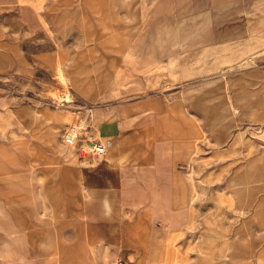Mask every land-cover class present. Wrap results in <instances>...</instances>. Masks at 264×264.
<instances>
[{"label": "rangeland", "instance_id": "1", "mask_svg": "<svg viewBox=\"0 0 264 264\" xmlns=\"http://www.w3.org/2000/svg\"><path fill=\"white\" fill-rule=\"evenodd\" d=\"M227 1L209 20L240 36L190 47ZM133 99L161 145L90 191L62 130ZM118 259L264 264V0H0V264Z\"/></svg>", "mask_w": 264, "mask_h": 264}, {"label": "crops", "instance_id": "2", "mask_svg": "<svg viewBox=\"0 0 264 264\" xmlns=\"http://www.w3.org/2000/svg\"><path fill=\"white\" fill-rule=\"evenodd\" d=\"M229 3L230 1L223 4L219 2L216 3L213 9H199L192 13L194 21L190 25H185L182 28L183 32L188 33L190 26H193L194 30H197V28L201 29L192 39L187 41L190 47H197L211 41H225L235 36H240V34L234 35V33H239L238 29H232L221 21L212 24L209 20L211 15L215 12H220ZM164 11L165 8H159L156 13ZM180 12L184 13L183 10H180ZM201 21H203L202 25H200ZM254 23L253 27L256 28L258 24ZM147 42L157 43L158 40L156 38L153 39L151 36ZM223 49L228 50V52L225 51L220 55L217 53V61L219 58L230 54L229 51L231 49H237L238 51L245 50L242 45L235 48L231 43L221 48V50ZM62 75L64 76V72ZM149 103L156 104L151 99H133L124 104L110 105L96 110V121H93V123L99 138L107 144V151L103 160L98 163L87 164L82 161L83 164L79 167L81 168L79 173L87 189L98 193L117 191L124 185L127 172L134 169L137 163H141V155L144 153L143 148L147 136H149L153 143L156 140L157 147L161 145V138H155L154 135L156 133L154 131L150 132L157 129L156 125L148 123L151 122L149 120L150 117L145 121H140L141 119L137 117L139 115L138 108ZM160 106L162 110L167 108L164 103ZM173 122H176V117H174ZM148 130L149 132H146ZM180 130V127L175 126L173 128L175 137L177 136L176 133H179ZM177 140L176 138L174 140L175 146H177ZM12 211L15 212L14 208ZM8 227H11L8 229L12 230L11 225H8Z\"/></svg>", "mask_w": 264, "mask_h": 264}, {"label": "built area", "instance_id": "3", "mask_svg": "<svg viewBox=\"0 0 264 264\" xmlns=\"http://www.w3.org/2000/svg\"><path fill=\"white\" fill-rule=\"evenodd\" d=\"M83 129L78 120L68 123L61 133L62 142L72 147L84 163L94 164L102 161L107 151V144L94 132L86 135ZM125 263L124 259H118L116 262V264Z\"/></svg>", "mask_w": 264, "mask_h": 264}]
</instances>
